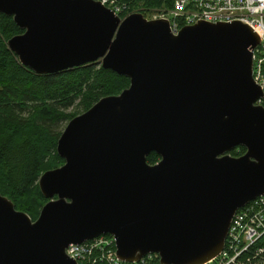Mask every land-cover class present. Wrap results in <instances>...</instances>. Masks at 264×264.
Masks as SVG:
<instances>
[{"label":"water","instance_id":"water-1","mask_svg":"<svg viewBox=\"0 0 264 264\" xmlns=\"http://www.w3.org/2000/svg\"><path fill=\"white\" fill-rule=\"evenodd\" d=\"M0 13L24 30L8 46L35 73L100 62L131 80L68 123L65 163L39 180L50 201L36 221L0 192V264H78L66 249L107 234L129 262L215 258L237 211L264 194L259 34L242 21L175 32L98 0H0Z\"/></svg>","mask_w":264,"mask_h":264},{"label":"trees","instance_id":"trees-1","mask_svg":"<svg viewBox=\"0 0 264 264\" xmlns=\"http://www.w3.org/2000/svg\"><path fill=\"white\" fill-rule=\"evenodd\" d=\"M117 1L129 10L142 9L145 16L144 11L173 8L175 3ZM22 33L12 16L0 13V192L36 221L50 201L43 195L39 180L45 172L65 163L57 151L65 127L101 99L120 95L130 87L131 80L97 63L39 75L21 64L8 46L11 38ZM245 152L246 148L239 146L230 154L238 157ZM160 160L155 152L148 156L150 164ZM257 245L251 246L242 259L252 257Z\"/></svg>","mask_w":264,"mask_h":264},{"label":"built area","instance_id":"built-area-1","mask_svg":"<svg viewBox=\"0 0 264 264\" xmlns=\"http://www.w3.org/2000/svg\"><path fill=\"white\" fill-rule=\"evenodd\" d=\"M98 1L110 6L122 18L134 13L126 4L117 0ZM166 17L175 32L183 26L202 21H242L251 26L261 39L260 45L253 51V75L264 92V0H175ZM256 105L264 107V95ZM263 238L264 194L237 211L232 219L224 249L215 258L203 264H264V245L261 244ZM255 244L258 245L254 255L246 260L242 259ZM117 246L116 237L107 234L85 243L71 244L66 252L78 264H162L159 255L155 253H149L134 262L122 260L118 255ZM98 252L101 255L97 254Z\"/></svg>","mask_w":264,"mask_h":264},{"label":"rangeland","instance_id":"rangeland-1","mask_svg":"<svg viewBox=\"0 0 264 264\" xmlns=\"http://www.w3.org/2000/svg\"><path fill=\"white\" fill-rule=\"evenodd\" d=\"M106 6L108 8H110L111 10H113L110 6H108V5H106ZM131 11H134V13L142 11L141 13H143V10L140 9V8H133ZM170 11H171V8L164 7L162 9H150V10H147V11H144V12L146 13V15H147L146 17L148 19H162V18H167L166 16H168V13ZM97 64H100V62H97Z\"/></svg>","mask_w":264,"mask_h":264}]
</instances>
